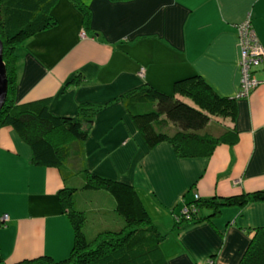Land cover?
I'll list each match as a JSON object with an SVG mask.
<instances>
[{
  "label": "crops",
  "instance_id": "obj_1",
  "mask_svg": "<svg viewBox=\"0 0 264 264\" xmlns=\"http://www.w3.org/2000/svg\"><path fill=\"white\" fill-rule=\"evenodd\" d=\"M88 1L92 24L85 37L74 0H58L52 9L58 23L17 46L16 102L51 98L55 116L80 117L83 103L100 110L82 157L76 152L65 163L73 172L68 180L59 167L35 164L31 145L15 128L0 126V264L70 258L76 233L59 197L64 186L78 190L76 206L87 215L88 239L125 228L109 191L84 189L81 168L136 188L166 234V264H208L210 258L214 264H239L255 230L264 227V201L224 206L217 216L178 230L174 224L196 195L264 189V63L253 68L260 83L239 97L238 29L249 22L264 53V0ZM196 74L219 94L237 98L235 120L212 119L221 132L234 129L237 140L218 144L206 157H180L169 142L149 147L124 96L147 84L172 92L177 79Z\"/></svg>",
  "mask_w": 264,
  "mask_h": 264
},
{
  "label": "trees",
  "instance_id": "obj_2",
  "mask_svg": "<svg viewBox=\"0 0 264 264\" xmlns=\"http://www.w3.org/2000/svg\"><path fill=\"white\" fill-rule=\"evenodd\" d=\"M57 2L2 0L0 3V37L4 43L3 59L8 78V95L0 111V126L15 128L31 145L35 164L59 167L64 180H68L73 172L65 167V163L76 152L82 157V143L100 107L83 103L79 107L80 117L55 116L50 111L51 98L22 103L14 100L17 46L58 23L52 15ZM74 2L83 14L84 30L88 34L92 24V7L88 0ZM123 101L149 147L169 142L180 157H206L213 153L218 144L237 140L234 129L221 132L219 127L212 124L214 117L236 119L237 98L219 94L199 74L177 79L172 92H164L147 84L124 96ZM74 142L78 143L79 149L73 148ZM79 173L86 179L84 189H105L111 193L116 210L126 223L125 228L105 230L95 239H88L84 232L87 215L76 206L78 190L64 186L60 189L59 197L76 233L72 254L63 261L40 257L25 264H166L161 247L166 234L140 203L136 188L86 168H81ZM254 201H264V189L228 197L195 199L185 206L194 204L198 208L197 213L188 218L182 214L183 208L175 218L174 229L217 216L224 206H244ZM205 207L210 208L211 213L200 215ZM239 264H264V227L255 230Z\"/></svg>",
  "mask_w": 264,
  "mask_h": 264
},
{
  "label": "built area",
  "instance_id": "obj_3",
  "mask_svg": "<svg viewBox=\"0 0 264 264\" xmlns=\"http://www.w3.org/2000/svg\"><path fill=\"white\" fill-rule=\"evenodd\" d=\"M240 44H241V68H242V85L239 97L248 96L253 88H255L260 80L255 76L254 67L264 63V53L254 38L249 22H244L239 25ZM144 68H142V71ZM198 197V195H196ZM199 198V197H198ZM198 208L194 204H188L184 207L182 214L188 218L192 214H196ZM8 215L3 216V220H7ZM208 264H214L212 258L209 259Z\"/></svg>",
  "mask_w": 264,
  "mask_h": 264
},
{
  "label": "water",
  "instance_id": "obj_4",
  "mask_svg": "<svg viewBox=\"0 0 264 264\" xmlns=\"http://www.w3.org/2000/svg\"><path fill=\"white\" fill-rule=\"evenodd\" d=\"M2 0H0L1 3ZM4 43L0 37V111L4 106L8 95V78L6 64L3 59Z\"/></svg>",
  "mask_w": 264,
  "mask_h": 264
},
{
  "label": "rangeland",
  "instance_id": "obj_5",
  "mask_svg": "<svg viewBox=\"0 0 264 264\" xmlns=\"http://www.w3.org/2000/svg\"><path fill=\"white\" fill-rule=\"evenodd\" d=\"M82 36H86V32H82ZM199 197V196H198ZM198 197L196 196V199H198Z\"/></svg>",
  "mask_w": 264,
  "mask_h": 264
}]
</instances>
